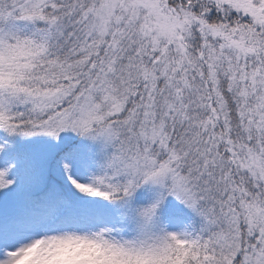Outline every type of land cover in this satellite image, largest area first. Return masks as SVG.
<instances>
[{
  "label": "snow or ice",
  "instance_id": "obj_1",
  "mask_svg": "<svg viewBox=\"0 0 264 264\" xmlns=\"http://www.w3.org/2000/svg\"><path fill=\"white\" fill-rule=\"evenodd\" d=\"M0 264H264V0H0Z\"/></svg>",
  "mask_w": 264,
  "mask_h": 264
}]
</instances>
